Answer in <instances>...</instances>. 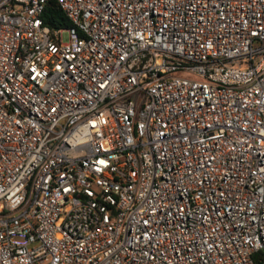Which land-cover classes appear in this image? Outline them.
<instances>
[{
    "label": "built area",
    "instance_id": "obj_1",
    "mask_svg": "<svg viewBox=\"0 0 264 264\" xmlns=\"http://www.w3.org/2000/svg\"><path fill=\"white\" fill-rule=\"evenodd\" d=\"M47 2L0 0V264H264V0Z\"/></svg>",
    "mask_w": 264,
    "mask_h": 264
},
{
    "label": "trees",
    "instance_id": "obj_2",
    "mask_svg": "<svg viewBox=\"0 0 264 264\" xmlns=\"http://www.w3.org/2000/svg\"><path fill=\"white\" fill-rule=\"evenodd\" d=\"M41 17L43 24L47 25L49 29L62 28L70 25L65 15L53 2V0H48Z\"/></svg>",
    "mask_w": 264,
    "mask_h": 264
},
{
    "label": "rangeland",
    "instance_id": "obj_3",
    "mask_svg": "<svg viewBox=\"0 0 264 264\" xmlns=\"http://www.w3.org/2000/svg\"><path fill=\"white\" fill-rule=\"evenodd\" d=\"M62 39H65V33L62 34Z\"/></svg>",
    "mask_w": 264,
    "mask_h": 264
}]
</instances>
